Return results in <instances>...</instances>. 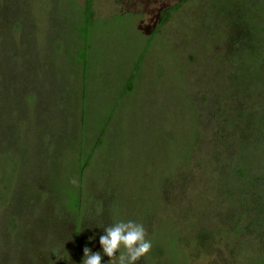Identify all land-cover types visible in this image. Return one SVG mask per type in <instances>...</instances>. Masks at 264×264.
Masks as SVG:
<instances>
[{"label":"rangeland","instance_id":"1","mask_svg":"<svg viewBox=\"0 0 264 264\" xmlns=\"http://www.w3.org/2000/svg\"><path fill=\"white\" fill-rule=\"evenodd\" d=\"M178 1L94 0L90 139L97 115L119 105L86 172L80 219L62 188L77 182L69 158L85 86L72 60L83 41L71 25L85 0H0V264H83L86 246L109 264L101 237L129 220L152 244L137 264H264L263 237L229 231L237 177L231 169L226 178L227 163L241 144L231 130L247 119L236 115L242 78L228 74L226 19L209 2L183 6L152 40L134 91L118 103L162 10ZM261 59L252 61L257 69L264 51ZM257 144L242 152L254 165L264 163ZM200 230L219 233L195 254Z\"/></svg>","mask_w":264,"mask_h":264},{"label":"trees","instance_id":"2","mask_svg":"<svg viewBox=\"0 0 264 264\" xmlns=\"http://www.w3.org/2000/svg\"><path fill=\"white\" fill-rule=\"evenodd\" d=\"M194 1L179 0L162 10L158 28L149 38L142 53L134 59V64L118 92V103L134 91L146 53L152 40L160 33L161 27L180 12L183 6ZM199 2H209L213 9H216L219 15L226 19L227 29L230 33L229 46L225 56L228 60V74L233 80L242 78L241 85H237V88L234 89L233 99L239 94L242 96V99L238 101L239 108L236 109V115L241 120L247 119V123L243 127H238L239 129L234 126V130H231L233 133L236 131L241 133L239 139L241 144L239 149L238 146L233 148L237 153V158H234L231 164L227 163L229 173L226 171V178L231 176V169L235 170L234 176L237 177L236 180L232 179L236 194L232 196L231 206L234 208L231 207L230 215L234 214V217L232 218L233 227L229 231L234 234L256 233L257 236L264 238V163L254 165L243 154L252 147V141L258 143V149H264V61L259 64L258 69L254 67L253 63L257 58L262 60L264 51V0H199ZM77 15V22L73 21L71 31H74L82 39L83 45L78 47L72 60L84 69L85 96L82 102L80 138L70 155L72 159L69 158V162L72 161L73 170L76 172L77 182L65 185L62 191L65 195V205L81 219L86 172L91 168L96 153L106 143L108 128L119 104L109 108L108 113L102 115V120H100L101 114L97 115L95 122L97 132L90 139L89 130L92 127V118L88 114L90 109L87 74L93 49L92 36L98 26L94 0H85L84 6L78 9ZM218 124L221 130L225 128L221 123ZM255 128L258 132L257 135L253 133ZM220 154H217V162L224 159L220 157ZM229 180L231 181V179ZM234 181L236 182L234 183ZM218 233L200 230L195 236L196 245H200L195 249V254L203 250L201 246L213 242ZM261 262L264 263V258Z\"/></svg>","mask_w":264,"mask_h":264},{"label":"clouds","instance_id":"3","mask_svg":"<svg viewBox=\"0 0 264 264\" xmlns=\"http://www.w3.org/2000/svg\"><path fill=\"white\" fill-rule=\"evenodd\" d=\"M75 183V181H72ZM104 251L111 258L109 264H117L116 253L119 251V264H137L150 251L151 241L146 239V230L142 224L135 221L115 222L113 227L107 229V235L100 240ZM91 249L84 248L85 259L83 264H101L100 253L89 255ZM57 260L71 261V256H56Z\"/></svg>","mask_w":264,"mask_h":264}]
</instances>
